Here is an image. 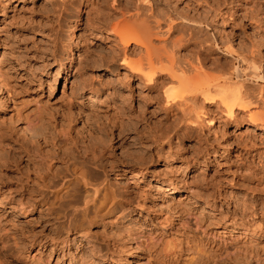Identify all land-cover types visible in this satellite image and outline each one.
<instances>
[{
  "label": "rangeland",
  "instance_id": "obj_1",
  "mask_svg": "<svg viewBox=\"0 0 264 264\" xmlns=\"http://www.w3.org/2000/svg\"><path fill=\"white\" fill-rule=\"evenodd\" d=\"M180 1L171 4L182 9ZM233 1L234 9H257L261 24L249 26L240 10L233 38L230 28L225 35L235 48L239 42L264 48V0ZM105 10L97 0L64 7L55 0H0V264H264V149L257 156L234 143L264 140V133L222 124L185 135L170 131L163 158H153L143 131H167L170 123L157 105L139 101L142 82L127 92L125 71L103 40L107 28L91 29ZM28 122L31 130L43 124L45 144L22 128ZM214 134L219 143L204 141ZM70 142L92 150L86 176L95 186L110 183L117 207L107 204L111 210L93 219L95 209L82 214L79 203L55 222L40 208L17 207L26 202L22 186L38 161L19 146L58 168H81L80 156L68 155ZM102 160L106 173L97 166ZM22 210L27 216L17 214Z\"/></svg>",
  "mask_w": 264,
  "mask_h": 264
},
{
  "label": "bare ground",
  "instance_id": "obj_2",
  "mask_svg": "<svg viewBox=\"0 0 264 264\" xmlns=\"http://www.w3.org/2000/svg\"><path fill=\"white\" fill-rule=\"evenodd\" d=\"M69 1L55 0V3L64 7ZM97 1L106 10L105 13L96 14V22H92L91 29H98V26L107 28L103 40L108 41L114 50L109 57L111 61L119 58L120 70L125 71L122 76L124 75L127 92L135 81L142 82L143 85H140L145 93L138 97L139 101L157 105L165 116V123H170L167 131L159 130L155 134L143 131L144 137L152 139L150 147L153 158H163L162 141L170 131H181L185 135L222 124L223 130L224 126L243 128L246 125L264 133L263 43L246 46L244 42H239L237 44L241 45L235 48L227 37L238 26L236 20L240 10L243 11L240 16L249 21V26L250 21L260 26L259 19H255L257 9L250 11L242 9V6L234 9L233 0H214L211 4L205 0H184L186 3L182 9L177 3L171 4V0L166 3L162 0ZM184 1L181 0L180 4ZM226 28L231 30L229 35H225ZM73 37H76L74 30L70 38ZM219 56L224 57V60ZM177 107L180 108V113H174L173 110ZM1 109L5 110V104ZM123 110V115L127 117L130 108L125 107ZM142 111L144 114L145 111ZM29 124L30 122L26 123V128H22L27 129L39 143L45 144L47 140L43 124L34 129L32 127V130ZM217 129L220 131L221 127L217 126ZM59 133L64 135L63 131ZM197 136L200 137L198 134ZM234 139V143L245 153L256 152L259 156L260 150L264 149L262 137L257 141L250 139V143L244 139ZM209 140L219 143L220 138L214 134L213 138L204 139L205 142ZM69 145L68 155L80 156L81 168H71L66 163L58 168L51 159H45L34 151L32 153L31 150L23 149L22 145L19 146L28 158H37L38 161L30 172L33 179L22 186L23 194L27 196L26 202H19L17 207L29 208L30 211L40 208L48 222L57 221L64 209L79 203L84 206L83 210L80 209L82 214L95 209L96 216L93 219L103 217L102 212L108 209V205L112 209L117 207L115 199L118 196L113 186L105 180L95 186L86 176L85 169L91 163L92 150L84 151L76 143L70 142ZM212 145L211 143L210 147ZM166 158L164 157L165 160ZM97 166L106 173L104 160L98 162ZM77 172L80 173L77 175ZM80 188L84 189V195ZM171 190L176 192L177 188L172 187ZM101 194L102 203L97 207ZM17 214L27 216L28 213L18 211ZM121 262L127 264L125 261Z\"/></svg>",
  "mask_w": 264,
  "mask_h": 264
}]
</instances>
